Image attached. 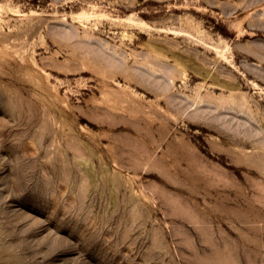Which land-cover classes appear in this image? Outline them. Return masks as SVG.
<instances>
[{"label":"rangeland","instance_id":"obj_1","mask_svg":"<svg viewBox=\"0 0 264 264\" xmlns=\"http://www.w3.org/2000/svg\"><path fill=\"white\" fill-rule=\"evenodd\" d=\"M0 264H264V0H0Z\"/></svg>","mask_w":264,"mask_h":264}]
</instances>
